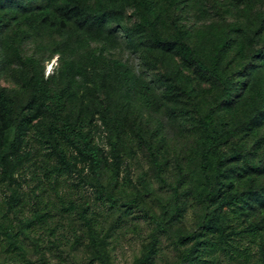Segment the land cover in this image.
I'll use <instances>...</instances> for the list:
<instances>
[{
    "label": "rangeland",
    "instance_id": "374dc122",
    "mask_svg": "<svg viewBox=\"0 0 264 264\" xmlns=\"http://www.w3.org/2000/svg\"><path fill=\"white\" fill-rule=\"evenodd\" d=\"M162 3L163 39L172 40L178 30L190 32L188 44L203 62L209 65L217 59L221 73L234 77L232 98L225 101L219 81L198 72L175 51L157 47L150 34L131 40L124 28L141 21L134 2L113 24L116 43L111 46L93 42L86 50L55 53L48 29L31 33L20 49L36 64L24 65L11 57L2 63L0 57V95L11 110L4 115L0 109V264H138L152 246L149 264H179L181 251L193 245L179 243L180 236L199 232L209 219L224 222L232 239L206 264H264V165H248L264 161V121L252 116L253 98L264 86V60L257 55L264 47V0ZM222 38L228 43L224 50L217 42ZM64 60L76 63L82 73L66 70ZM182 75L194 80L192 98L179 89L168 90L181 86ZM32 80L65 89L64 115L79 122L103 150V183L116 202L98 197L90 162L73 148L67 151L73 171L59 169L51 145L37 132L49 121L39 103L23 112L39 117L19 142L15 106L29 96ZM202 117L214 132L224 133L221 151L231 153L243 142L254 153L249 161L229 163L236 167L233 184L226 189L248 194L237 214L204 199ZM120 127L119 177L114 179L112 140ZM142 138L152 144L166 183ZM177 161L185 173L178 201L170 188L178 179ZM213 170L210 160L209 171ZM176 206L180 214L167 220Z\"/></svg>",
    "mask_w": 264,
    "mask_h": 264
},
{
    "label": "trees",
    "instance_id": "16d2710c",
    "mask_svg": "<svg viewBox=\"0 0 264 264\" xmlns=\"http://www.w3.org/2000/svg\"><path fill=\"white\" fill-rule=\"evenodd\" d=\"M163 0H0V57L1 62L6 63L8 59L14 58L24 65L36 64L33 57L24 58L21 55L20 43L28 38L31 33L42 34V29H48L54 38L55 53H61L65 50H86L93 42H101L104 46H111L116 43L114 35V23L122 20L127 8L131 3H135L136 9L141 16V21L133 28H124L128 37L133 40L137 35L150 34L153 42L164 51H175L182 60L195 66L198 72H207L210 76L223 85V95L225 101H230L234 91V77L224 76L218 65V60H212L206 65L201 56L188 44L191 33L184 30H178L173 39H163L159 29V9L164 7ZM176 3L177 0H168ZM199 1V0H195ZM232 4L252 3L254 0H224ZM24 27L23 34L19 33ZM16 29V30H14ZM34 29V30H32ZM20 30V31H19ZM6 31V36H3ZM18 32V33H17ZM59 40H57V38ZM220 50H224L228 43L222 38L218 39ZM104 48L100 50L101 53ZM218 54V53H217ZM264 60V47L258 50ZM219 56V55H217ZM95 59H97L95 57ZM117 64L120 62L116 61ZM66 70H76L82 73L76 66V63L64 60ZM181 73V70H178ZM131 79V78H130ZM181 86L171 85L168 90L173 92L179 89L184 95L192 98L196 92L193 85V78L182 75ZM29 96L21 103L15 106V117L17 121V131L19 142L24 140V135L31 127H36L34 121L38 115L23 114L26 109H31L34 104L39 103L49 114V121L42 122L41 127L37 129L41 138H44L52 148L54 155L59 163L61 171L71 172L74 169L73 164L67 154L68 149L73 148L91 164L94 176L93 187L98 197L102 200L116 202L113 193L108 190L103 183V171L105 168V155L103 150L94 143L90 133L85 132L79 122L70 116H65V89H55L47 82L33 80L28 84ZM253 98L252 116L257 121H264V86L256 92ZM35 106V105H34ZM0 109L5 114H9L10 108L3 95H0ZM23 114V115H22ZM204 140L200 146V174L201 180L206 184L207 190L204 199L212 207L217 209L228 208L235 214L240 209H244L248 194L244 191L232 194L226 188L233 183L231 175L234 173V166L229 163L238 160L249 161L253 152L248 151L247 144L237 142L236 147L231 153H224L219 146L225 139L223 132H214L206 119H201ZM117 136L112 140V151L114 154V179L119 177L120 168V143L123 140V129H117ZM146 149L153 158L159 172L160 180L162 178V166L153 150V146L146 139L142 138ZM15 143V142H14ZM13 143V144H14ZM213 161L214 170L209 171V162ZM252 169L264 165V161L251 162ZM178 170V179L174 186L170 188L174 192L176 201L180 198L179 189L184 182L185 173L180 163L176 162ZM132 203H136L133 201ZM181 212L179 206H176L167 220H172ZM44 214H38L42 218ZM159 227L163 228V222L155 219ZM29 227V225H26ZM199 232H192L180 236L179 243L193 242L190 249L181 251L179 264H206L209 257H214L221 251H224L231 244V234L227 233V226L224 222L216 223L209 219L201 224ZM155 247H150L144 258L138 264H149L150 257L154 254ZM45 264V263H43Z\"/></svg>",
    "mask_w": 264,
    "mask_h": 264
}]
</instances>
